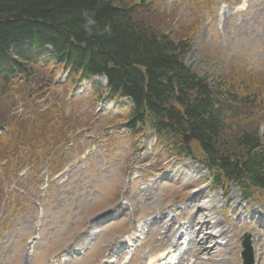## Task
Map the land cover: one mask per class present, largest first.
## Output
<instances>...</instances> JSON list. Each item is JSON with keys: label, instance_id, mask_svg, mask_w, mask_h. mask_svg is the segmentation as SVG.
<instances>
[{"label": "rangeland", "instance_id": "obj_1", "mask_svg": "<svg viewBox=\"0 0 264 264\" xmlns=\"http://www.w3.org/2000/svg\"><path fill=\"white\" fill-rule=\"evenodd\" d=\"M132 2H148L159 12L158 19L146 13H138L137 18H148L167 34L182 32L191 40L186 66L227 86L252 76L256 87L262 88L259 97H264V0ZM66 78L61 74L57 82L64 84ZM93 81L83 83L75 94L81 96L73 101L65 99L66 88H55L60 95L43 100L45 109H53V119H47L51 126L44 129H61L65 136L69 132L74 144L67 155L71 165L58 174L47 172L66 153L65 143L56 148L53 143L49 145L52 151L44 150L45 165L33 167L31 177L21 174L26 175L20 181L24 188L17 183L5 187L7 198L15 203L5 217L6 226H0V264H55L68 254L70 260L56 264H161L158 259L172 249L170 244L180 235L178 231L168 242L172 222V229L183 226L185 238L181 249L171 250L172 257L195 264L188 244L195 231L185 229L203 209L217 227L211 234L227 233L223 242L216 239L220 247L210 264H243L241 242L248 234L255 264H264V193L255 194L258 201L243 202L233 184L214 189L203 166L188 158L171 160L168 143H158L153 133L128 132L120 122L128 114L130 102L103 101L97 106L91 85L105 87L106 81ZM98 114L99 120L92 122ZM251 117V127L256 130L264 122L262 109ZM63 118L74 125L69 127ZM33 122L25 116L23 121H12L14 130L10 126L4 131L26 133L30 129L31 138L36 139L40 132L32 128ZM237 131L234 125L233 133ZM39 180L44 181L43 186ZM3 211L0 204V217ZM115 255L120 256L118 260ZM206 259L202 256L201 264H208Z\"/></svg>", "mask_w": 264, "mask_h": 264}, {"label": "trees", "instance_id": "obj_2", "mask_svg": "<svg viewBox=\"0 0 264 264\" xmlns=\"http://www.w3.org/2000/svg\"><path fill=\"white\" fill-rule=\"evenodd\" d=\"M83 12L101 29L110 25L111 34L88 36ZM138 13L159 18L150 3L132 0H0V127L29 116L32 128L40 132L36 139L30 129L0 136V176L6 173L0 177V226H6L4 219L15 203L5 187L13 185L23 169L45 165L44 150H53L49 145L56 148L70 141L69 132L65 136L61 129L46 130L53 109H45L43 100L57 95L55 88H66L68 96L97 77H104L107 86L93 84L94 102L131 101L123 122L132 135L153 132L168 143L173 156L200 161L216 188L233 183L246 199L254 190L264 192V137L261 124L253 130L250 121L255 110L264 114L262 88L252 76L227 86L196 73L184 63L191 40L182 32L167 34L148 18H137ZM63 72L68 83L58 86L56 79ZM169 110L173 121L168 120ZM70 120L63 118L69 127L74 125ZM184 135L191 144L183 143ZM64 164L61 159L59 166Z\"/></svg>", "mask_w": 264, "mask_h": 264}, {"label": "bare ground", "instance_id": "obj_3", "mask_svg": "<svg viewBox=\"0 0 264 264\" xmlns=\"http://www.w3.org/2000/svg\"><path fill=\"white\" fill-rule=\"evenodd\" d=\"M210 218V217H209ZM189 224V223H188ZM174 225V222H172V225L170 226V230L167 232L168 236V242L170 243V238L173 237L178 231L183 230V226H179L176 229H172ZM217 228V227H216ZM216 228L212 225L210 220H208V217H205V210L203 209L201 211V214L198 216V218H195L193 222H191L188 226L187 230H194L195 231V236H190L188 240V244L192 246V254L196 258V263L195 264H201L202 256H206V263L210 264L212 263L215 258L217 257V253L219 250L220 245L219 243H215L217 240L216 239H222V242L226 239L227 233L224 232L223 230L218 231L215 235L211 234V231ZM184 235H180L175 243H171L170 246L171 248H174L175 251L180 249L182 247V241H183ZM169 255V260L165 264H171L169 261H173V258H171V253ZM168 255H166L168 257ZM70 258H63L60 260L61 262L68 261ZM175 260V259H174ZM186 259L182 258L180 259L177 263L175 261L174 264H185ZM57 263V260H55V264ZM151 264H155L152 262Z\"/></svg>", "mask_w": 264, "mask_h": 264}, {"label": "clouds", "instance_id": "obj_4", "mask_svg": "<svg viewBox=\"0 0 264 264\" xmlns=\"http://www.w3.org/2000/svg\"><path fill=\"white\" fill-rule=\"evenodd\" d=\"M82 16L84 20L86 21L84 24V30L88 36H93L96 34H103V33L111 34L110 25L106 24L101 29L99 25L97 24L96 20L92 16H90L87 12H83Z\"/></svg>", "mask_w": 264, "mask_h": 264}, {"label": "water", "instance_id": "obj_5", "mask_svg": "<svg viewBox=\"0 0 264 264\" xmlns=\"http://www.w3.org/2000/svg\"><path fill=\"white\" fill-rule=\"evenodd\" d=\"M170 114V119L172 118V113L169 112ZM243 248L244 252L242 253V256L244 258V264H254V255H253V250L251 248V242L250 238L246 237L244 242H243Z\"/></svg>", "mask_w": 264, "mask_h": 264}]
</instances>
